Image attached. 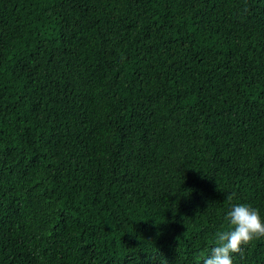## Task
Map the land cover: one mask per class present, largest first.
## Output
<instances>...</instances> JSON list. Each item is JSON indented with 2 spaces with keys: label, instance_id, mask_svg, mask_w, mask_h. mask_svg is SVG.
Masks as SVG:
<instances>
[{
  "label": "trees",
  "instance_id": "obj_1",
  "mask_svg": "<svg viewBox=\"0 0 264 264\" xmlns=\"http://www.w3.org/2000/svg\"><path fill=\"white\" fill-rule=\"evenodd\" d=\"M238 203L264 218V0H0V264H202Z\"/></svg>",
  "mask_w": 264,
  "mask_h": 264
},
{
  "label": "clouds",
  "instance_id": "obj_2",
  "mask_svg": "<svg viewBox=\"0 0 264 264\" xmlns=\"http://www.w3.org/2000/svg\"><path fill=\"white\" fill-rule=\"evenodd\" d=\"M227 201L232 200L229 194ZM227 228L214 234V244L202 264H233V254H243L244 247L264 239V218L257 208L244 203L233 204L225 216Z\"/></svg>",
  "mask_w": 264,
  "mask_h": 264
}]
</instances>
